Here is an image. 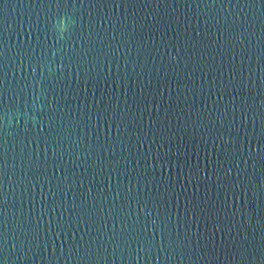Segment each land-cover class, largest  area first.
Returning a JSON list of instances; mask_svg holds the SVG:
<instances>
[{
  "label": "water",
  "instance_id": "water-1",
  "mask_svg": "<svg viewBox=\"0 0 264 264\" xmlns=\"http://www.w3.org/2000/svg\"><path fill=\"white\" fill-rule=\"evenodd\" d=\"M0 264H264V0H0Z\"/></svg>",
  "mask_w": 264,
  "mask_h": 264
},
{
  "label": "clouds",
  "instance_id": "clouds-1",
  "mask_svg": "<svg viewBox=\"0 0 264 264\" xmlns=\"http://www.w3.org/2000/svg\"><path fill=\"white\" fill-rule=\"evenodd\" d=\"M62 27H63V24H62Z\"/></svg>",
  "mask_w": 264,
  "mask_h": 264
}]
</instances>
